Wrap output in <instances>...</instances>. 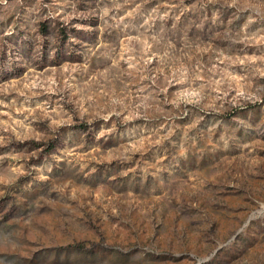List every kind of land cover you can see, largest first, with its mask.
<instances>
[{
	"label": "rangeland",
	"instance_id": "obj_1",
	"mask_svg": "<svg viewBox=\"0 0 264 264\" xmlns=\"http://www.w3.org/2000/svg\"><path fill=\"white\" fill-rule=\"evenodd\" d=\"M0 264H264V0H0Z\"/></svg>",
	"mask_w": 264,
	"mask_h": 264
}]
</instances>
